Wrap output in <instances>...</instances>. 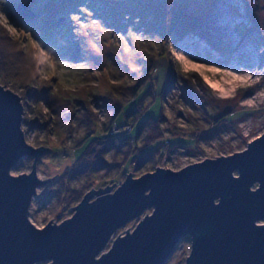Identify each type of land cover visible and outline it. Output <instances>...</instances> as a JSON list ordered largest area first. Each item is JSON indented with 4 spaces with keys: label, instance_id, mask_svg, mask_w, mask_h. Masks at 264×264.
Instances as JSON below:
<instances>
[{
    "label": "rangeland",
    "instance_id": "1",
    "mask_svg": "<svg viewBox=\"0 0 264 264\" xmlns=\"http://www.w3.org/2000/svg\"><path fill=\"white\" fill-rule=\"evenodd\" d=\"M27 1L0 0L1 33L8 35L11 43L19 44L18 47L28 45L25 52L29 46L32 48L38 61V83L46 84L42 87L35 84L34 89H49L50 86L52 92L70 96L68 100L84 106L83 115L78 112L77 117H71L70 123L61 131L52 130L54 118L47 101L39 104L40 119L36 117L34 105L30 104L32 112L27 114L24 109L21 127L26 143L35 147L37 139L47 142L41 146L46 152L36 164L41 185L28 212V220L36 228L42 229L50 221L59 225L71 218L75 212L71 209L95 186H100L95 190L112 187L114 182L108 181L130 153L147 160L134 168L132 159H128L120 169L124 177L115 181L116 188L127 174L137 178L157 168L178 171L207 159L230 156L245 150L250 141L264 134V0H258L257 20L243 0H149L161 14L156 26L147 22L150 15L138 11L145 0H33L31 12L34 16L23 21L16 6ZM66 5L67 9H64ZM176 12L197 23L196 27L182 31L177 37L175 33L168 35L167 32L171 16L174 18ZM223 16H228L231 22L225 21V30L216 33L215 26ZM183 37L191 39L192 43L196 39L204 40L207 57L221 66L192 60L194 55L200 57L202 53L194 46H186L189 53L187 49H180L178 45ZM237 44V50L231 52ZM129 53L138 58L149 54L156 57L151 79L143 92L124 107V112L139 110L142 113L134 126H125L121 115L109 127L114 99L111 96L114 94L109 95V91L131 82L130 76L121 77L119 72L122 66L125 67L124 58ZM239 59L240 63H237ZM168 61L177 71V80L162 94ZM134 62L128 65L133 70L136 69ZM246 62L257 65L256 73L251 79L227 87L230 93L227 98H222L212 87L222 81L223 76L219 73L224 70L222 67L225 64L243 67ZM195 66L197 69L193 68ZM12 84L8 82L7 89L21 98L24 107V90ZM83 91L88 93L85 103L81 98ZM90 113L95 117L99 135L109 128V135L126 138L127 144H115L102 157L112 169L93 173L94 163L86 162L87 174L72 177L66 183L67 179L63 181L65 173L85 150L84 145L71 148L90 128L88 120L93 119ZM112 128L117 133L112 134ZM33 164V157H23L10 174H29ZM63 190L66 195L60 200L59 194ZM71 190L81 192L79 199L67 198ZM151 212L152 209L145 210L128 222L116 231L111 242L126 235L127 231L131 233ZM190 249L191 238H182L164 264H185Z\"/></svg>",
    "mask_w": 264,
    "mask_h": 264
},
{
    "label": "water",
    "instance_id": "2",
    "mask_svg": "<svg viewBox=\"0 0 264 264\" xmlns=\"http://www.w3.org/2000/svg\"><path fill=\"white\" fill-rule=\"evenodd\" d=\"M32 3L16 6L23 21L34 16ZM23 115L21 98L0 84V264H164L187 236L185 264H264V134L230 156L130 173L117 188L97 185L71 218L41 229L28 212L46 148L26 143ZM23 157L34 158L31 172L12 176ZM148 209L131 233L111 242Z\"/></svg>",
    "mask_w": 264,
    "mask_h": 264
},
{
    "label": "trees",
    "instance_id": "3",
    "mask_svg": "<svg viewBox=\"0 0 264 264\" xmlns=\"http://www.w3.org/2000/svg\"><path fill=\"white\" fill-rule=\"evenodd\" d=\"M245 3L246 8H248L249 13L255 17L257 20L258 16V0H243ZM141 5L138 8L143 15H150L148 19V23H152L153 26H156L157 21L160 20L161 14L157 12V7L151 6L149 0H145L144 2L140 3ZM67 9V5L64 7ZM197 24V23H196ZM196 24L193 22L191 17L181 14L180 12H176L174 18L171 16V21L168 23L167 32L168 35H173L175 33L176 37L179 36L182 31L190 30L196 27ZM176 30V31H175ZM19 44L11 43V39L8 35L1 33L0 31V76L2 79L0 80V84L7 88V83H13L12 85L19 86L20 89L24 90V109L26 114L31 111V105H34L37 110L36 117L41 118L42 114L39 112V104L41 101H47L49 105V112L50 115L53 116L54 120L51 125L53 126L52 130L61 131L66 124L70 123L71 117H77V113L80 112L82 114V109L84 106L79 105L80 102L78 101H71L68 100L70 96H61L58 95L56 92H52L49 86L34 89L35 84H39L40 87L46 86L44 82L38 83L37 77V67L38 61L33 56L32 48L29 46L28 50L25 52V48L28 46H21L18 47ZM24 48V49H23ZM124 58V63L122 69H120L121 77L130 76L131 82L125 85H121L118 90L113 89L114 91H109L113 93V114L110 120L111 123H114L117 118L121 115L123 116V122L125 126L131 125L134 126L141 116V113L138 111H129L124 112V107L131 102L132 100L136 99L141 92H143L145 85L147 84L148 80L151 79L152 67L155 62L156 57L154 54L152 56L149 54L148 56L137 57L132 53L126 54ZM160 56V55H159ZM135 60V62H134ZM134 62L133 64L136 65V69L133 70L131 67L129 68V63ZM177 71L175 67L173 68V63L168 61V72L166 83L164 85L162 94L166 93L169 89L171 84H173L176 78ZM37 80V81H36ZM114 88V87H113ZM37 90V91H36ZM85 90V89H84ZM118 91V92H117ZM150 91V90H149ZM117 94L118 96H116ZM84 95L82 98L83 103L87 102L88 93L83 91L81 96ZM156 98V96H155ZM153 104V103H151ZM93 119L89 118L88 123L91 125L89 129H87L84 137L76 143L71 150L78 149L81 146H85V150L82 154L77 158L74 165L71 167L69 171L65 173L64 179H67L66 183L72 179V177H81L87 174L88 170L87 166H85L86 162H93V173L100 174L102 172H106L109 169H112V166L107 167V164L102 160L106 151H108L112 146L119 145L124 146L127 144V139H119L117 136L109 135V128H106L105 134L99 135L97 133V125L95 124L94 120L95 117L92 113H90ZM41 117H40V116ZM80 118V116L78 115ZM158 124V122H155ZM141 128V126H140ZM100 140L101 143H100ZM87 143V144H86ZM155 143V142H154ZM47 142H42L41 140L37 139L35 143V147L45 146ZM153 142L151 143V145ZM136 154H128V157H125L123 162L119 164L118 171L116 175L108 182H115L120 177H124L121 175V167L127 162L128 159H132V163L134 164V168H138L144 163L147 158L143 157H136L133 156ZM107 167V168H106ZM64 182V185L66 184ZM63 184V183H62ZM72 191V190H71ZM60 200L65 198L66 192L63 190L62 193L59 194ZM81 192H70L68 195L69 200H76L79 199Z\"/></svg>",
    "mask_w": 264,
    "mask_h": 264
},
{
    "label": "bare ground",
    "instance_id": "4",
    "mask_svg": "<svg viewBox=\"0 0 264 264\" xmlns=\"http://www.w3.org/2000/svg\"><path fill=\"white\" fill-rule=\"evenodd\" d=\"M225 21H229V23L231 22V20L229 19L228 16H223V18L218 22L217 26H215L214 31L220 32L222 30H225L226 28V22ZM185 37L181 38L183 40H181L179 42V48L182 50H186L187 47L186 46H194L198 49L199 52H201V56L198 57V55H194L193 59L194 61L206 64V65H213V66H221L220 64H218V62L214 59H212L211 57H207L206 54V48H207V44L204 40H199L196 39L194 41H196L195 43H192L191 39H184ZM200 38V37H199ZM235 39L233 38V41ZM204 42V43H203ZM238 48V44L235 46L234 49L231 50V52H235ZM190 50H186L187 53H189ZM237 63H240V59L237 60ZM190 65V63H188ZM224 65V64H223ZM196 67V68H195ZM193 67L194 69H197V66ZM224 70L220 71V75L223 76L222 81L216 82L214 84H212L213 89H215L217 92H219L221 94L222 98H227L228 94L230 93V90L227 89V87H230L232 85H234L236 82H241V81H245L246 79H251L252 76L256 73L255 69L257 68V65H251L250 62H246L243 64V67L239 66V67H234V66H229V65H224L222 67ZM245 69L247 70V72H245ZM245 76H242L243 74H245ZM227 75V77L224 76ZM121 185V184H120Z\"/></svg>",
    "mask_w": 264,
    "mask_h": 264
},
{
    "label": "built area",
    "instance_id": "5",
    "mask_svg": "<svg viewBox=\"0 0 264 264\" xmlns=\"http://www.w3.org/2000/svg\"><path fill=\"white\" fill-rule=\"evenodd\" d=\"M111 132L112 134L117 133V131L114 128L111 129Z\"/></svg>",
    "mask_w": 264,
    "mask_h": 264
}]
</instances>
